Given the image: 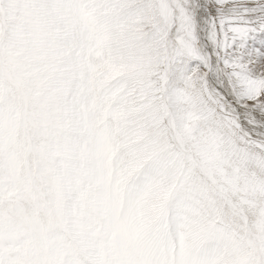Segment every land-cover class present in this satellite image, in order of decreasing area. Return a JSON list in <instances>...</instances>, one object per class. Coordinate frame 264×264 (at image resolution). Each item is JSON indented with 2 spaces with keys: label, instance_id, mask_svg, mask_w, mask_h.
Wrapping results in <instances>:
<instances>
[{
  "label": "snow or ice",
  "instance_id": "obj_1",
  "mask_svg": "<svg viewBox=\"0 0 264 264\" xmlns=\"http://www.w3.org/2000/svg\"><path fill=\"white\" fill-rule=\"evenodd\" d=\"M0 264H264V0H0Z\"/></svg>",
  "mask_w": 264,
  "mask_h": 264
}]
</instances>
